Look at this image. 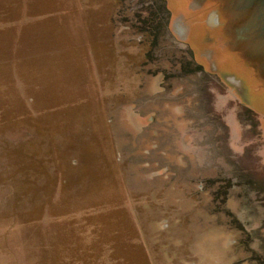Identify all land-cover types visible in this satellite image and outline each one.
Returning <instances> with one entry per match:
<instances>
[{"label":"rangeland","instance_id":"obj_1","mask_svg":"<svg viewBox=\"0 0 264 264\" xmlns=\"http://www.w3.org/2000/svg\"><path fill=\"white\" fill-rule=\"evenodd\" d=\"M53 2L97 10V73L83 93L0 84V264H264V127L166 0Z\"/></svg>","mask_w":264,"mask_h":264},{"label":"crops","instance_id":"obj_2","mask_svg":"<svg viewBox=\"0 0 264 264\" xmlns=\"http://www.w3.org/2000/svg\"><path fill=\"white\" fill-rule=\"evenodd\" d=\"M19 1L0 0V56L12 64L3 75L7 83L0 74L1 86L11 84L13 93L14 84L22 88L16 93L25 96L36 95L38 88H57L63 94L92 88L99 54L97 10H52L53 0H28L19 7ZM32 63L42 71L33 74Z\"/></svg>","mask_w":264,"mask_h":264},{"label":"water","instance_id":"obj_3","mask_svg":"<svg viewBox=\"0 0 264 264\" xmlns=\"http://www.w3.org/2000/svg\"><path fill=\"white\" fill-rule=\"evenodd\" d=\"M168 29L264 127V0H166Z\"/></svg>","mask_w":264,"mask_h":264},{"label":"trees","instance_id":"obj_4","mask_svg":"<svg viewBox=\"0 0 264 264\" xmlns=\"http://www.w3.org/2000/svg\"><path fill=\"white\" fill-rule=\"evenodd\" d=\"M155 13L156 12H152L151 10H149V16L151 17V18H154L153 16L155 15ZM122 22L124 21V19L123 20H121ZM142 22H145L144 20H142Z\"/></svg>","mask_w":264,"mask_h":264}]
</instances>
